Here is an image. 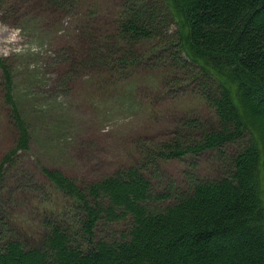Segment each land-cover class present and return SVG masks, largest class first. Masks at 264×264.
<instances>
[{
	"label": "trees",
	"instance_id": "trees-1",
	"mask_svg": "<svg viewBox=\"0 0 264 264\" xmlns=\"http://www.w3.org/2000/svg\"><path fill=\"white\" fill-rule=\"evenodd\" d=\"M25 1L0 0V12L22 16ZM30 1L59 20L83 0ZM115 2L108 25L80 24V62L123 79L165 67L168 83L194 85L212 113L182 116L95 181L44 168L65 202L59 216L42 214L38 246L18 235L0 198V264H264V0ZM87 5L90 18L100 6ZM206 153L212 172L202 174ZM171 158L187 164L180 178L161 168Z\"/></svg>",
	"mask_w": 264,
	"mask_h": 264
},
{
	"label": "rangeland",
	"instance_id": "rangeland-1",
	"mask_svg": "<svg viewBox=\"0 0 264 264\" xmlns=\"http://www.w3.org/2000/svg\"><path fill=\"white\" fill-rule=\"evenodd\" d=\"M95 1L101 8L90 18L93 0L62 7L59 20L30 0L22 16L0 12V56L10 69L8 78L0 61V198L29 244L38 246L42 214L59 216L65 202L44 168L95 181L133 163L182 116L212 113L194 85L168 83L165 67L140 65L123 79L82 64L80 24L86 18L108 25L117 0ZM210 156L200 157L202 174L212 172ZM186 166L171 158L161 168L177 179Z\"/></svg>",
	"mask_w": 264,
	"mask_h": 264
}]
</instances>
